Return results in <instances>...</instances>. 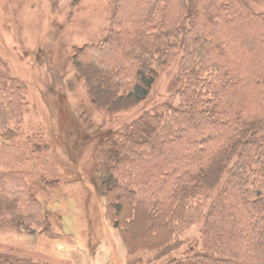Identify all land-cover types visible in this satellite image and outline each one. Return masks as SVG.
<instances>
[{
	"label": "trees",
	"instance_id": "obj_1",
	"mask_svg": "<svg viewBox=\"0 0 264 264\" xmlns=\"http://www.w3.org/2000/svg\"><path fill=\"white\" fill-rule=\"evenodd\" d=\"M150 1L153 4L115 3L105 37L74 48L70 58L72 74L83 81L90 105L110 117L144 102L158 73L177 55L173 89L179 106L143 113L99 145L101 189L110 201L129 264L158 263L182 245L178 233L173 240L175 227L201 218V213L191 217L209 191L206 170L205 177L187 178L185 187L178 181L181 171L192 175L205 156L219 164L228 151L237 158L227 168L229 178L216 191L209 220L203 223L204 235L210 240H200L198 250L189 246L183 255H191L190 261L160 264H264V14L256 13L246 0H169L177 1L175 15L189 21L190 29L198 23L202 29L207 27L206 34L185 40L182 28L166 31L164 22L155 25L157 4L166 2ZM24 92L22 81L0 70V223L15 232L29 229L31 233L36 227L49 234L47 211L27 184L25 170L23 175L15 168L11 172L2 168L5 144L20 133L13 123L20 119ZM31 146L27 143L19 148V154H27L22 161L30 158L26 148ZM34 146L36 151L42 148ZM117 159L123 169L115 178L111 168ZM138 164L142 166L136 170ZM233 171L245 176H231ZM214 183L209 182L211 188ZM45 184L55 188L59 182ZM190 184L199 190L186 195ZM235 190H244V208L228 215L225 202L239 200ZM172 203L175 207L170 210ZM217 211L220 228L211 231ZM238 223L243 231L237 229ZM219 240H233L224 247L225 253L219 251ZM238 240L240 250L232 258L230 247H237ZM0 264L36 263L0 255Z\"/></svg>",
	"mask_w": 264,
	"mask_h": 264
},
{
	"label": "rangeland",
	"instance_id": "obj_2",
	"mask_svg": "<svg viewBox=\"0 0 264 264\" xmlns=\"http://www.w3.org/2000/svg\"><path fill=\"white\" fill-rule=\"evenodd\" d=\"M122 1L126 5L131 2L137 5L153 4L150 0H0V70L10 74L11 78L19 79L25 86L20 119L13 123L20 133L16 140L5 144L2 168L6 172L15 168L23 175L22 168L25 170L26 182L47 211L51 226L49 234H42L36 227L31 233L27 232L29 229L15 232L1 222L2 256L12 255L36 264H129L120 230L109 209L110 201L105 199L101 189L99 145L110 139L121 126L143 113L178 107L179 98L173 89L177 80L176 55L175 60L171 59L173 63L158 73L144 102L110 117L90 105L83 81L72 74L71 54L74 48L98 43L105 37L115 3ZM246 1L256 13L264 14V0ZM163 2L166 3L157 4L158 14L153 17L154 22L157 21L156 26L164 22V27L168 29L166 31L180 27L185 40L193 35L198 36V33H207V27L201 28L202 23L190 29L189 21L185 18V21H181L182 18L175 15L177 1ZM224 93L233 96L230 90ZM27 143L33 145L26 148L30 158L22 161L27 154H19V148ZM34 145L42 148L36 151ZM237 154L239 156L238 151ZM38 155L39 162L35 163ZM222 158L223 161L217 164L205 156L198 161L192 175L181 171L182 176L178 181L183 187L187 178H202L206 175L203 170L207 172L205 182L209 192L203 206L196 207V213L191 217L201 213L199 219L202 220L197 219L186 227L178 224L173 240H176L178 233L182 245L154 264L180 259L190 261L191 255H183L189 246L195 245L198 250L200 240L204 237L210 240L204 235L203 223L209 220L210 204L217 198L216 191L229 178L227 168L237 157L228 151ZM119 162L117 159L111 168L115 178L123 169ZM146 163L147 160H144L143 166ZM141 166L138 164L135 169ZM241 173L233 171L231 176L244 177ZM53 180L59 182L57 187L45 184V181L49 183ZM211 180L215 181L212 188L209 184ZM185 189L187 195L188 192H196L199 187L190 184ZM235 194L239 200L232 198L225 202L228 215L238 214L244 208V190H235ZM170 206V210H173L175 204ZM215 215L211 231L220 228L219 211ZM240 224L249 228L244 221ZM237 229L243 231L239 223ZM251 231L255 232L253 226ZM219 241L222 242L221 245L218 243L219 251L225 253L233 240ZM239 250L238 240L237 247H230V251L234 252L232 258L238 255L235 251ZM216 256L223 254L216 253Z\"/></svg>",
	"mask_w": 264,
	"mask_h": 264
}]
</instances>
